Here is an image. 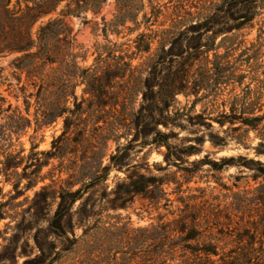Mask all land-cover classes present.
I'll return each mask as SVG.
<instances>
[{
  "label": "rangeland",
  "instance_id": "1",
  "mask_svg": "<svg viewBox=\"0 0 264 264\" xmlns=\"http://www.w3.org/2000/svg\"><path fill=\"white\" fill-rule=\"evenodd\" d=\"M113 1L95 18L88 12V24L67 19L88 50L82 66L93 63L94 44H105L100 30L92 29L94 23L101 27L102 16L112 18ZM143 2L137 31L108 35L131 59V79L141 89L129 92L126 76L113 89L118 97L100 105L77 87L76 96L89 101L79 113L90 119L74 121L62 139L65 116L36 127V107L26 111L13 75L17 55L0 59L1 109L10 105L0 112V133L19 127L17 135L0 139V264H125L127 258L143 264L158 247V219L170 222L189 211L203 231L200 241L212 237L219 252H256L260 260L251 264H264V206L254 199L257 190L264 193V180L250 163H264V157L249 149L258 142L254 133L245 135V147L234 140L245 129L234 131L239 121L249 119V94L257 79L264 80V0H177L162 6L157 18ZM210 2L219 12L197 32L188 28L196 23L188 22L191 17L208 13ZM9 7L23 10L24 4L11 0ZM174 13L187 19L177 30L171 29ZM52 16L36 21L33 33ZM167 30L180 32L181 41L159 48ZM139 33L152 39L149 53L136 52ZM182 49V55L169 56ZM12 114L30 125L5 118ZM221 158L233 160L213 170L208 161ZM181 201L193 207L184 209ZM61 209L55 232L49 223ZM253 233L254 240L248 239Z\"/></svg>",
  "mask_w": 264,
  "mask_h": 264
},
{
  "label": "trees",
  "instance_id": "2",
  "mask_svg": "<svg viewBox=\"0 0 264 264\" xmlns=\"http://www.w3.org/2000/svg\"><path fill=\"white\" fill-rule=\"evenodd\" d=\"M146 1L151 9V17L157 18L162 6L165 8L166 5L177 0ZM190 1L192 0H182V3ZM231 1L233 0H223L222 3L225 5ZM10 2L11 0H0V59L11 54L17 55L11 62L13 75L17 77L16 85L23 97L26 111L31 105L36 107L34 114L36 127L42 128L65 116L64 129L58 136V139H62L67 135L71 126L75 127L74 121H88L89 115L83 118V113H79L82 104L88 101L83 96L80 98L76 96V88L79 86H84L83 94H88L100 105L106 104L108 96L110 99L118 97L119 93L113 92V89H120L122 87L120 82L126 76L128 78L125 83L129 86V92L141 89L140 83L131 79L136 71V68L131 65V59L120 50V45L108 39V35L113 34L119 38L123 36L124 31L128 33L137 31L140 25L137 18L145 7L143 0H114L112 18L106 20V17L102 16L100 28L99 24H93V33L100 30L105 44H94L92 52L94 59L90 66H82L86 61L88 50H84V47L77 43L76 34L73 33L67 19L81 18L84 25L88 24L91 20L87 19V13L90 12L93 18L97 17L104 6L111 4L108 0H16L17 4L20 2L24 4L23 10L11 9ZM61 4L64 5L58 10ZM220 8L217 3L210 2L204 10L208 13H198L196 17H191L188 22L195 19L196 23L188 28L197 32L202 27V23L210 22ZM47 16L52 17H49L33 33L34 23ZM188 16H190L189 13ZM179 17L178 13H174L171 29L177 30L181 24L187 22V19H178ZM150 18L147 20L146 14L142 16V19L147 22ZM252 20L253 17H249V22ZM128 22L133 24L132 28L127 26ZM164 36L159 42V48L165 43L172 48L181 41L180 32L167 30ZM257 38L260 39V35ZM145 39L149 41L145 42ZM134 43L137 53H149L152 39L144 33H139ZM183 53L182 49L180 52L170 53L169 56L176 58ZM253 57L257 60L260 55L255 52ZM1 73L0 67V78ZM249 96V119L239 121L240 125L234 131L238 133L242 128L245 129L242 134L238 133L234 140L236 144L245 147L247 146L244 140L245 135L247 136L250 132L254 133V138H257L258 142L255 146L249 144V149L252 148L256 156L264 157V102L262 101L264 80L257 79V86ZM32 98H34V103L30 104ZM143 99H145L144 95ZM4 103L5 100L0 96V112L10 111V105L7 110L1 109ZM5 118L12 122L15 120L13 124L25 122L30 125V121L20 114L7 115ZM18 131L19 127H4L0 133V139L4 140L8 134L17 135ZM84 131L76 129L75 134L83 136ZM211 142L215 147L223 146V144ZM231 160L233 159L221 158L218 162H208L211 168L216 170L219 165L228 166L226 162ZM250 163L256 167L257 175L264 180V163L252 160ZM102 170L105 172L106 168ZM257 193L254 199L264 206V193L258 190ZM181 203L184 209L193 207L184 201ZM63 211L64 209L55 212L49 223L55 232H59V221ZM157 228L162 231L157 242L158 247L150 257L144 255L146 257L141 259L143 264H173L176 259H180L179 264H251L260 260L256 252L252 254L247 251L236 253L232 250L219 252L217 244L212 242L210 236L208 241H200L203 231L200 230L197 217L191 211L166 223L159 218ZM253 229L256 231L255 227ZM254 238V233L249 234L248 239L254 240ZM164 245H167L166 249ZM214 258L218 259L214 260ZM125 261V264H130L131 259L127 258Z\"/></svg>",
  "mask_w": 264,
  "mask_h": 264
}]
</instances>
